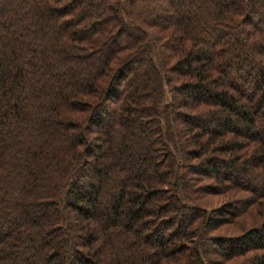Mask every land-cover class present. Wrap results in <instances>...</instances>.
<instances>
[{
	"label": "trees",
	"instance_id": "16d2710c",
	"mask_svg": "<svg viewBox=\"0 0 264 264\" xmlns=\"http://www.w3.org/2000/svg\"><path fill=\"white\" fill-rule=\"evenodd\" d=\"M0 264H264V0H0Z\"/></svg>",
	"mask_w": 264,
	"mask_h": 264
},
{
	"label": "rangeland",
	"instance_id": "374dc122",
	"mask_svg": "<svg viewBox=\"0 0 264 264\" xmlns=\"http://www.w3.org/2000/svg\"><path fill=\"white\" fill-rule=\"evenodd\" d=\"M253 181H254L255 186H256L257 183L261 182V181H259V179L256 180V178Z\"/></svg>",
	"mask_w": 264,
	"mask_h": 264
}]
</instances>
